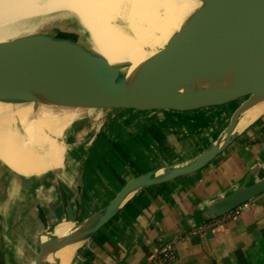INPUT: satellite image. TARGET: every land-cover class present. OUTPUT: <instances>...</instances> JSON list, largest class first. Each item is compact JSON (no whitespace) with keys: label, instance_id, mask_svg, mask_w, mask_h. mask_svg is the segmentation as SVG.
<instances>
[{"label":"water","instance_id":"95a60500","mask_svg":"<svg viewBox=\"0 0 264 264\" xmlns=\"http://www.w3.org/2000/svg\"><path fill=\"white\" fill-rule=\"evenodd\" d=\"M44 41L52 47L66 43L35 37L0 38V75L6 71L8 52ZM147 70L164 77L152 95L144 94ZM174 81L194 86L182 102L169 93V84ZM214 109H222V115L178 164L184 166L179 172L163 176L131 199L113 204L132 181L146 174L138 176L104 194L84 212L82 195L78 194L75 214L69 210L67 222L61 225L65 229L52 232L47 264H57L72 241L87 240L146 203L193 183L264 118V0H195L86 83L54 85L51 94L32 95L2 121L0 145L31 146L56 139L61 146L112 120L154 114L196 115ZM263 193L264 173L258 161L237 187L202 208L197 226L224 217ZM101 212L112 215L91 232Z\"/></svg>","mask_w":264,"mask_h":264},{"label":"crops","instance_id":"0c3cea01","mask_svg":"<svg viewBox=\"0 0 264 264\" xmlns=\"http://www.w3.org/2000/svg\"><path fill=\"white\" fill-rule=\"evenodd\" d=\"M159 115L164 114L149 116L160 118ZM175 117L178 118L177 121L184 123L185 131L190 129L202 131V128L206 126L205 117L201 119L200 128L189 123L188 115ZM138 119L132 121L129 127L122 128H118L120 120L109 121L104 125H107L105 133L99 132L88 141L85 140V135L74 142L73 146L84 144L90 148L89 158L96 160L92 162L93 168L90 169L92 174L96 170L99 172V167L103 169L101 178L108 185L104 194L131 179L155 171L153 167H150L148 171L144 168L146 157L138 159L140 153L145 150L146 141L148 139H151V142L154 141L153 137L149 138L148 131H144L142 137L134 131L135 127L139 126L136 123ZM164 121L172 123L170 119ZM260 122L264 125V118ZM212 125L205 128L202 134L200 131L197 136L191 134L190 138H184L188 150L178 156L174 164L181 163L192 153ZM258 126H253L238 138L224 155L193 183L146 203L141 210L137 209L130 214L131 216L112 222L88 237L78 258L81 264H144L160 248L168 244L174 245L176 256L166 264H264V193L251 200L247 210L238 213H235V210L233 215L227 214L211 221H218L217 226L201 235H194V231L199 228L197 215L207 203L237 187L258 161L264 173V135L260 130L261 126ZM141 131L138 132L141 133ZM108 135L112 138V142L104 141L103 144L101 138H106ZM96 140L100 141L99 144ZM94 144L99 154L93 155ZM231 147L233 153L229 151ZM183 148L179 147L175 150L180 151ZM86 154L87 152H84V155ZM218 162H221V165L216 168ZM66 171L69 175H73L71 179L68 175L61 173L60 178H52L42 189L44 198L62 201L63 206L68 201L66 196L74 192L75 188H79L74 178L76 177L79 185V180L82 181L74 169L68 168ZM129 174L130 178L127 179ZM225 174L237 176L238 182L228 186L229 183L226 180L229 179H226ZM95 175L96 173L93 177L89 175V178H86L87 184H92L97 178L101 179L98 176L95 178ZM206 191L209 193L207 194ZM3 206L6 208L8 205ZM56 210H60V217H63L61 208L58 207ZM35 255L28 264H31Z\"/></svg>","mask_w":264,"mask_h":264},{"label":"bare ground","instance_id":"6f19581e","mask_svg":"<svg viewBox=\"0 0 264 264\" xmlns=\"http://www.w3.org/2000/svg\"><path fill=\"white\" fill-rule=\"evenodd\" d=\"M24 1L26 0H0V12L7 6ZM194 1L62 0L63 5L68 9L54 13L53 20L56 30L62 32L66 39H70V42L58 47H52L46 41L39 44L28 43L7 53L6 71L0 75V123L24 105L32 95H49L54 85L58 84L73 87L86 83L134 47L159 24L187 9ZM125 3L128 9L121 7ZM51 8L49 5L46 10L50 11ZM117 16L127 20L129 33L117 30L107 32L106 23ZM76 17L82 20L85 30L75 23ZM88 36H91V39ZM163 81V75L147 70L144 94L152 95ZM193 87L189 83L174 81L169 84V93L175 100L182 102L187 99ZM204 115L205 113L188 115L189 123L200 128ZM159 117V119H169L167 114L159 115ZM132 121L128 119L124 124L120 122L118 128L129 127ZM137 125L139 126L134 129L136 132L143 130L146 126L145 121ZM75 149L74 158L78 160L84 157V152L89 154L90 148L80 144L75 145ZM37 151L42 152L43 155H38ZM60 154L61 146L56 139L31 146L0 145V197L15 190L14 185L18 182L15 175L25 177L32 172H40L39 176L43 177L59 172L62 167ZM183 167L174 164L135 179L112 200V203L117 204L131 199L145 187L156 183L159 178L179 172ZM11 171L16 174H12ZM3 210L0 211L3 212ZM111 215V213L101 212L95 219L91 232L104 225ZM12 228L14 234L18 236L21 225H15ZM56 229L60 232L65 228L60 225ZM53 238L52 232L36 236L35 242L38 249L40 247V251L31 264H47ZM20 241L21 237L18 236L12 245L18 249ZM84 244L85 238L81 241H72L58 257L57 264H81L76 255Z\"/></svg>","mask_w":264,"mask_h":264},{"label":"rangeland","instance_id":"374dc122","mask_svg":"<svg viewBox=\"0 0 264 264\" xmlns=\"http://www.w3.org/2000/svg\"><path fill=\"white\" fill-rule=\"evenodd\" d=\"M49 5L52 7L50 11L46 10V7ZM121 7L128 9L126 3L122 4ZM67 9L68 8L63 5L62 0H26L24 2H18L11 6H7L0 12V38L35 37L46 40L49 38L56 39L61 37L64 39V34L56 30L53 17L54 13L66 11ZM75 23L85 30V26L79 17L75 18ZM106 27L107 32L117 30L129 33V23L125 18L120 16L110 19L106 23ZM88 38L91 39V36H88ZM69 40L70 39L67 38L66 42H70ZM222 113V109H214L205 112L204 117L206 126L202 128V131L201 129L197 131L194 129L185 131L183 128L184 123L177 121L178 118L175 117L180 115H169V119L172 121L171 124L168 121H164V119L155 118L149 115L140 119L137 117H130L133 121L138 119L136 123L145 121V129L141 131V133L137 132L139 137H142L144 131H148L149 138H154L153 142H151V139L146 141V144L144 145L145 150L140 153L138 159L146 157V161L144 163L146 171H148L150 167H153V169L156 170V168L160 169L162 167L173 165L178 156L183 155L185 150H188V147L185 144L186 142H184V138H190L191 134L197 136L200 131L202 134L204 129L208 128L211 124H214ZM119 120L120 122L124 121L122 123H125L128 119ZM112 121H118V119ZM261 124L262 123L260 122L258 125L261 126ZM157 125L159 127H157ZM106 128L107 125H103L90 129V131L86 133L85 140L88 141L99 132L105 133ZM184 133L186 135H184ZM101 139L103 140V144L104 141L112 142L110 135ZM96 141H98L99 144L100 141ZM76 144H78V142H76ZM73 145V142L61 145L60 158L62 161V167L59 172L47 176L45 175L43 177L39 176L40 172H32L25 177L15 175L18 181V184L16 183L17 185H14L16 186L15 190L0 197V210L2 211V209H4L3 212L0 211V264H28L35 255V252L38 250L36 249V236L46 232H53L56 227L66 223L69 210L75 214L77 205L73 204L71 201L74 197L78 194H81L82 197H84V201H81L82 212H84L98 199L100 195L104 194L106 189H108L107 183L102 181L101 178L103 175V169L101 167H99V172L96 168V171H93V174L96 173L95 178L98 176L101 179L97 178V180H95L92 184H87L86 178H89V175H92L93 177L90 169L92 170V162H95L96 160L94 158L90 159V154L84 155L83 159L80 158L75 160L74 152L76 149ZM98 147L99 149L101 148L100 145ZM179 147L184 148L180 151H176L175 149H179ZM92 148L94 150V153L92 152L93 155L99 154V150L98 148H95V144ZM232 149L233 148L231 147L229 151L233 153ZM65 159L68 165L65 164ZM220 163L218 162L215 167L219 168L221 165ZM66 167L74 169L75 172L77 171L78 176L80 175L79 179L81 177L82 181L79 180L80 185L76 182V185L79 186V188H75L76 191L74 190V192H71L68 196H66L68 201H66L65 206H63L62 201H52V199L44 198L45 194L42 193V189L49 181H51L52 178H60L62 175L61 173L68 175L71 179L73 175H69L66 171L68 168ZM43 173L47 174V172ZM225 175H227L226 179H229L226 180L227 183H229L228 186L238 182L237 176L230 174ZM129 178L130 174L127 176V179ZM206 193L208 194L209 192L206 191ZM3 205L8 206L3 208ZM58 207L63 211V217H60V210H56ZM24 222L26 223L24 224ZM19 224L21 225V230L18 233V236L21 237V244L17 249L12 245V242H15L18 237L14 234V231H12V227ZM31 233H33V235H31ZM29 234L31 236H29ZM86 241L87 240H85V243ZM81 249L77 252V259L81 256Z\"/></svg>","mask_w":264,"mask_h":264},{"label":"built area","instance_id":"2783aa9c","mask_svg":"<svg viewBox=\"0 0 264 264\" xmlns=\"http://www.w3.org/2000/svg\"><path fill=\"white\" fill-rule=\"evenodd\" d=\"M249 207V203L244 204L236 209L235 213H238L239 211L247 210ZM218 221L215 222H209L201 227H199L196 231H194V235H201L208 230L214 228L217 226ZM176 252L173 244H168L162 249H160L153 257H150L146 260L144 264H163L166 261H171L175 258Z\"/></svg>","mask_w":264,"mask_h":264},{"label":"flooded vegetation","instance_id":"af4514ba","mask_svg":"<svg viewBox=\"0 0 264 264\" xmlns=\"http://www.w3.org/2000/svg\"><path fill=\"white\" fill-rule=\"evenodd\" d=\"M48 40H51V41H54V42H58V43H64V42H66V38L64 37V39L63 38H61V37H59V38H56V39H54V38H49ZM64 162H65V164H67V162H66V159L64 160ZM68 165V164H67ZM66 166V165H65ZM66 168H68V167H66ZM74 182H75V184H76V177L74 178ZM75 199H76V197H74V199L72 200V203L73 204H75Z\"/></svg>","mask_w":264,"mask_h":264},{"label":"trees","instance_id":"16d2710c","mask_svg":"<svg viewBox=\"0 0 264 264\" xmlns=\"http://www.w3.org/2000/svg\"><path fill=\"white\" fill-rule=\"evenodd\" d=\"M259 123H260V122H258V123L256 124V126H257ZM260 130H261L262 134L264 135V125L261 124ZM229 215H233V212L230 213ZM160 249H162V248H160ZM168 262H169V261H166V262H164L163 264H166V263H168Z\"/></svg>","mask_w":264,"mask_h":264}]
</instances>
